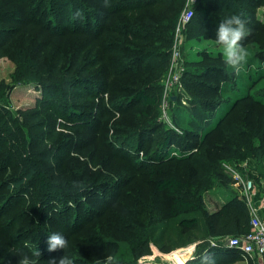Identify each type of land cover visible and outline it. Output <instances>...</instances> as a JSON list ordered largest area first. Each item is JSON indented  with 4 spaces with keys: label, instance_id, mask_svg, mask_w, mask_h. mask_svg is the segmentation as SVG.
Returning <instances> with one entry per match:
<instances>
[{
    "label": "trees",
    "instance_id": "trees-1",
    "mask_svg": "<svg viewBox=\"0 0 264 264\" xmlns=\"http://www.w3.org/2000/svg\"><path fill=\"white\" fill-rule=\"evenodd\" d=\"M185 1L0 0V57L10 56L17 41L22 38L20 53L13 57L17 63V82H36L43 89L35 106L18 110L17 116L0 105V145L3 150L10 147L9 154L0 161V190H3V193L0 192V223H5L2 221L3 214L17 196V191L19 196L21 193L25 195L29 202L21 215L9 219L0 227V264H8L2 263L7 247H14L30 256L37 248L41 252L40 260L59 261L66 254L75 264L85 263L83 258L90 256L88 246L105 248L104 244L98 243L100 238L104 239L100 235L102 228L91 233V224L110 205L103 190H109L111 177L92 169L91 172L80 157L67 153L61 158L63 149L73 144L74 138L72 135H64L65 131H59L57 123L66 126L68 130L88 128L93 131L94 128L89 127L96 122L101 126L105 119L100 114H94L96 103L92 101L99 95L91 91L90 85L103 82L108 90V79L121 76L122 79L117 80L119 88L115 91V99L117 97L119 102L136 103V113H129L127 121L122 117L118 140L126 142L136 137L137 150H141L142 140L155 134L151 137L156 148L148 155L151 165L147 180L151 199H154L152 211L155 220L160 223L175 219L181 227L190 229L204 218L207 235L216 239L218 245L210 246V241L204 240L200 258L191 264H202L204 256H210L213 264H229L242 257L238 249L225 245L224 239L243 235L250 230V214L245 199L235 195L216 211H210L204 196L216 181L229 182L230 177L222 174L217 165L224 158L250 159L256 164L257 173L260 172V176L253 172L252 175L256 176L257 181L258 177L264 178L263 126L248 123V131L239 127L229 130L224 136L228 146L211 141L209 137L224 126L243 102L251 101L252 104L264 106V95L251 92L258 85L259 92H264V22L257 16L258 8L264 5V0L198 1L189 30H200L204 26L210 28L206 36L216 38L215 28L222 20L232 15L241 16L250 29V34L242 42L250 53L249 61L239 75L234 74L226 65L206 62L207 56L197 63L196 69L187 67L182 82L189 101L188 107L182 103L181 94L176 104H172L171 119L175 126L172 127L164 121H153L150 118V107L158 106L161 102L162 80L169 69L174 31ZM215 3H220V10L225 9L226 13L214 8ZM159 6L165 15L158 18L149 9ZM66 16L74 18V29H60L57 25ZM78 25H84L85 29H80ZM72 33L91 37L92 41L83 40L79 54L74 60L67 61L62 54L51 51V42L53 38ZM81 50L87 51L88 55L81 54ZM113 51L125 57H112L110 53ZM205 52H201L202 56H205ZM124 62L129 64L124 65ZM94 67L96 69L93 71ZM212 72H216V78L224 73L225 81L222 84L209 82L208 74ZM124 77L127 81H123ZM209 86L215 95L207 97L208 91L204 87ZM241 88L242 93L237 95ZM231 93L237 97L216 125L207 130L217 109L232 99L229 96ZM0 96L3 99L9 97L3 85H0ZM97 99L105 105L104 96ZM128 112L129 108L120 113L125 115ZM199 114H203V118ZM76 116L81 118L77 119ZM235 136L243 138L240 147L244 150L231 148ZM58 137L60 140H57ZM194 137L199 141L196 142ZM112 143L110 146L115 147V153L120 151V145L116 147ZM86 147L80 148L84 150ZM16 149L19 151L18 156H14ZM199 150L201 153L197 155L195 152ZM62 159L66 168L61 169ZM129 159L136 167L135 159ZM176 159H191L196 164L200 163L199 168L186 179L167 173L165 163ZM55 162L58 163L57 167L52 166ZM10 168L16 169L2 177ZM131 178L126 177L122 182L128 186ZM5 189L8 191L4 193ZM83 192L88 195L82 196ZM100 206L103 209H99ZM192 212L195 214L182 216ZM262 212L264 217V207ZM25 218V225L17 234L7 235L9 230L19 222L21 224ZM123 229L119 227L116 237L123 238ZM53 232L67 238L68 247L65 251L47 250L46 241ZM83 235L88 237L83 239ZM79 243H83V246L77 249L80 254L76 255L71 249L79 248ZM138 248L134 247L135 261L130 259L125 264H139L137 257L151 253L149 239H145L141 249ZM169 248L162 247L166 251ZM187 263L190 264V261Z\"/></svg>",
    "mask_w": 264,
    "mask_h": 264
},
{
    "label": "rangeland",
    "instance_id": "rangeland-1",
    "mask_svg": "<svg viewBox=\"0 0 264 264\" xmlns=\"http://www.w3.org/2000/svg\"><path fill=\"white\" fill-rule=\"evenodd\" d=\"M198 5V3L195 5L194 11L197 10ZM185 6L186 1L183 8L181 9V16L185 11ZM263 6H260L259 8L261 19H264ZM160 8L161 6L150 8L149 11L152 13V15L158 18L163 17L165 15V11L161 10ZM214 8H218L219 10L222 9L220 3H215ZM220 11H224L226 13L227 10L224 9ZM190 21L183 23L179 29L177 26L178 23L175 27L169 67L173 62V45H175L177 39H179L178 49L180 55L176 57L178 59L175 61V65L182 67L183 74L187 67L196 69V65H198L197 63L201 60H205L206 56V62L208 63H220L225 65L222 51L218 46L215 45V37H210V35L206 36L210 32V28L201 26L200 30H189ZM260 21L264 22L262 20ZM57 25L60 29L64 27L74 29L76 27L74 18L71 19L70 16L62 18L61 22H59ZM105 25L108 26L109 23H105ZM78 26L80 27V29H85L84 25ZM217 28L218 25L215 28L216 32ZM107 38H105V41ZM83 40L91 42L92 38L76 33L67 34V36L60 38H53L51 42L53 44L51 46V51H55V54H62L67 61L68 59L74 60L76 55L79 54V48L83 44ZM22 45L23 39L20 38L16 43V48L11 51L10 56L0 57V85H3L9 93L8 98H0V105H4L10 112L16 113L15 116H17V112L20 109L34 107L36 104V99L41 96L43 90L36 82H17V63L13 57L16 56V54L19 55ZM203 51H207L205 52V56H202L201 54V52ZM81 54L86 56L88 55V52L82 51ZM110 55L116 58L125 57L124 54H118L115 51L111 52ZM92 56H90L89 59H91ZM214 57H218L219 59H215ZM127 64L129 63L124 62V65ZM95 69V67L92 68L93 71ZM169 70L170 68L167 72L168 75L170 74ZM88 73L91 72L89 71ZM215 73L216 72H212L208 74L209 76L207 75L209 79L208 81L222 84L226 79L225 74L222 73L220 77L216 78ZM167 74L162 80L163 88L160 105L150 107V118L153 121L157 119V122L164 121L167 123V125L173 127L174 122H172L173 120L171 119L173 107L172 104H176L175 102L181 94L182 103L185 104V106L188 107L189 101L187 100V95H185L184 93V85L182 82L183 74L181 75V78H179V81L166 91V84L164 85V83L166 77L168 76ZM120 79H122V76L108 79V90H106V83L103 82H94L95 85H90V87H92L91 91H93V93L105 97V105H102V101L97 99V97L99 96L95 97V99H92V101L96 103L94 104L93 108L94 114H96V116L100 114L101 117L105 119L101 126L99 125V122H96L94 126L89 127L94 128L93 131L88 128H84L83 130H80L78 128L68 130L66 126H62L57 123V129L59 131H65L66 134L64 132V135H72V137L74 138V143L67 145L63 149L61 158L64 157L67 153L73 155V157H80L84 165H88L90 171L92 169V171L94 172L104 173L105 175H108V177L110 176L111 178L109 179V181H112V185L108 186L109 190H103L104 196L108 197L110 201V205L106 208L101 216H96L94 223L91 224V227L93 228L91 233L97 232L98 230H100V227L102 228V233L100 235L104 239L100 238L98 243L104 244L105 248L94 245L88 247L85 246L89 248L88 253L90 256L83 258L85 260V263L80 264H125V262L130 259L135 261L134 247L139 246L138 250L141 249V244H144L145 239L147 238L149 239V247L151 249V253L148 255L137 257V263L188 264L187 262L190 261L191 264L192 262L197 261L195 259L200 258L203 242H211V240H213V237H209L207 235L204 218H201V221L195 227L190 229L181 227L178 224V221L175 219L160 221V223L155 220V213H153L152 211V209L154 210V199H151L150 187L147 183V180L149 179L148 173L150 171L151 165L149 161L151 159L148 158V155L153 149L156 148V144L154 143L153 138H151L154 137L155 134H152L153 136L151 135V137L149 136L148 138L142 140L143 147L141 150H137L138 138L136 137L127 140L126 142L118 140V137L120 135L119 128L122 123V117H125L124 119L125 121H127L130 117L129 113H136V103L129 101L119 102L117 97L115 99V96L117 95L115 91L119 88L117 86V83L119 81L117 80ZM124 79H126L127 81L126 77L123 78V81ZM204 88H206L204 89L205 91H208L207 97L215 95L212 94L210 86ZM258 88L259 85L254 86L251 92L255 93L256 95H264V92L261 91V94ZM242 90V88L238 90L237 95L242 93ZM120 95L121 94L119 93L118 96ZM229 96L232 99H230V101L224 102L217 109L215 115L211 119V122L207 125V130L216 125L219 119L226 113V111L230 107L233 99L237 97L233 93L229 94ZM101 105L104 108L103 111L101 109ZM128 108L129 112L125 115H122V113H120L123 109ZM86 113H88V111H86ZM200 116L203 118V114H199V117ZM76 117L77 119L81 118V116ZM246 120H248L249 122H245ZM231 123H233V125ZM248 123L255 126L262 125L263 127L261 129V132L264 133V106L252 104L251 101L243 102L230 115V117L224 123V126L217 131H214L209 139H211V141H217L225 146H228V144L225 142L224 136L228 134L229 130H235V127L246 130L249 127ZM194 129L196 131L198 130V128ZM97 136L99 137V139L97 138ZM133 139L135 140V142ZM193 139L196 142L199 141V139L196 137H194ZM57 140H60V137H58ZM233 140L235 141V143L234 146H231V148L235 149L236 151L244 150L243 147H240L241 143L243 142V138L235 136ZM109 141L110 143L113 142L112 144H114L116 147L117 144H119L120 148H118L120 149V151H117V153H115V147L113 145L110 146ZM256 141L260 142L259 140ZM85 146L87 147L82 150ZM5 147H7V145ZM80 147H82V149ZM79 148L81 150H79ZM9 151L10 147L4 148L3 150L2 145H0V161H2L3 157L9 154ZM14 152V156H16L19 151L18 149H16ZM195 153H198L197 155H200L201 151L199 150ZM129 157L135 159L134 162L136 163V167L132 165V161L131 159H129ZM15 161L17 162L18 159ZM243 161H245V159H242L240 157L224 158L221 159L217 164L220 172H222V174L224 175H228L230 177V180L229 182L218 180L210 189L205 192L204 198L206 201V206L210 211H216L222 204H224L235 195H239L245 198L238 183L232 177V167L236 169H242V167L239 165ZM199 164L200 163L196 164L195 161L191 159H176L175 161H171L170 163H165V167L167 173H174L177 176L186 179L197 172L196 170L199 168ZM57 165L58 163L56 162L52 164V166L55 167H57ZM137 167L140 169H138ZM62 168H66L64 160L63 166H61V169ZM14 169L16 168H10V170H7L6 172H4V175H2V177L8 176V173H12ZM209 172L210 171H207L206 173ZM252 172L253 174H258L260 176V172L257 173L256 171V164L250 166V170H248V175L246 176H249L254 180L253 200H255L254 202L262 207L263 210L264 178L258 177L257 181L256 176L252 175ZM129 176L130 178L132 177L131 184L126 186V184H124V182L122 181H125V178ZM7 191L8 190L5 189L4 193ZM0 192L3 193V190H0ZM18 193L19 192L17 191V196L10 202L9 206L6 208L5 213L3 214L2 221H4L5 223L9 219L16 218L17 215H21L22 211L26 210L29 206L27 197L22 193L19 196ZM87 195L88 194L86 192L82 193V196L84 197H86ZM101 208L103 209V206L99 207V209ZM193 213L194 212L188 214L185 213L182 216L192 215ZM25 222L26 218L21 224H19V222L11 230H9L7 235L17 234L23 228ZM5 223H0V227L2 225H5ZM127 224H129V226H125ZM130 224L133 225V228H131ZM120 226L121 228H124L123 231L125 233L123 234V238L116 237V233L118 232ZM82 237L84 239L88 236L83 235ZM214 241L216 242L217 240L214 239ZM82 246L83 243H79V248L71 249V251L76 255H79L80 253L77 249H80ZM162 247L170 248L168 251H166L163 250ZM102 248L103 250H101ZM5 251L6 252L2 257V263L5 262L8 264H18L19 257L16 256V254L19 251L14 247H7L5 248ZM109 257L112 258L111 261H109ZM49 261L50 260H40V264H48ZM229 264L247 263L243 262L242 258L240 257Z\"/></svg>",
    "mask_w": 264,
    "mask_h": 264
},
{
    "label": "built area",
    "instance_id": "built-area-1",
    "mask_svg": "<svg viewBox=\"0 0 264 264\" xmlns=\"http://www.w3.org/2000/svg\"><path fill=\"white\" fill-rule=\"evenodd\" d=\"M198 1L199 0H186L185 11L182 16L180 15L178 20V29L183 23L191 20L194 15V7ZM178 41L179 39H177L175 45H173V62L169 67L170 74H167L168 76L164 83V85L166 84V91L175 85L183 74L182 67L175 65V61L178 59L176 57L180 55ZM251 165H255V163L250 159H246L239 165L242 169L232 167V177L241 188L246 205L249 209L250 230L243 235L229 236L224 240L225 245L228 247L238 249L246 261H253V264H264V217L261 212L262 207L257 205L254 202L255 200H253L254 180L246 176L248 175L247 172L250 170ZM216 245H218V243L217 241L215 242L213 238L210 242V246Z\"/></svg>",
    "mask_w": 264,
    "mask_h": 264
},
{
    "label": "clouds",
    "instance_id": "clouds-1",
    "mask_svg": "<svg viewBox=\"0 0 264 264\" xmlns=\"http://www.w3.org/2000/svg\"><path fill=\"white\" fill-rule=\"evenodd\" d=\"M250 34V29L247 27V21L239 15H232L222 20L217 28L215 45L218 46L223 55V60L227 68L239 75L244 69V66L249 61L250 53L246 46L242 43ZM47 250L54 252L58 249L64 251L68 247L67 238L58 232H53L48 236L46 241ZM16 256L19 257L18 264H40L41 252L36 248L31 256L18 252ZM111 261V257L108 258ZM48 264H57L56 259H52ZM58 264H75L74 260L68 255H64L58 261ZM202 264H213L210 256L202 258Z\"/></svg>",
    "mask_w": 264,
    "mask_h": 264
},
{
    "label": "crops",
    "instance_id": "crops-1",
    "mask_svg": "<svg viewBox=\"0 0 264 264\" xmlns=\"http://www.w3.org/2000/svg\"><path fill=\"white\" fill-rule=\"evenodd\" d=\"M263 7H264V6H263ZM263 7H262V8H263ZM259 8H260V7H259ZM259 8H258V13H257V15H258V19L264 21L263 18H262V19L260 18ZM262 8H261V9H262ZM261 9H260V10H261ZM263 10H264V9H263ZM263 13H264V12H263ZM262 15H263V14H262ZM241 258H242L243 262H245V263H247V264H248V263L253 264V261H249V262H248V261H246L243 257H241Z\"/></svg>",
    "mask_w": 264,
    "mask_h": 264
}]
</instances>
